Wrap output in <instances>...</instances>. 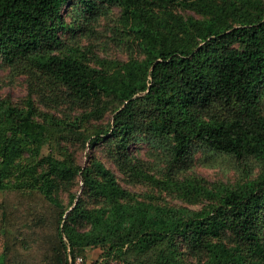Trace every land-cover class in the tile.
<instances>
[{
  "label": "trees",
  "instance_id": "obj_1",
  "mask_svg": "<svg viewBox=\"0 0 264 264\" xmlns=\"http://www.w3.org/2000/svg\"><path fill=\"white\" fill-rule=\"evenodd\" d=\"M72 1L86 11L94 7L92 0H0V58L13 71L32 68L65 86L92 114L112 111L107 129L87 128L82 136L96 147L109 135L127 166L135 139L159 146L168 140L165 183L178 190L185 183L206 203L190 211L129 201L130 192L101 161L89 168L74 164L62 145L72 125L35 120L31 102L27 110L7 107L24 139L48 143L64 157L54 166L57 175L80 174L104 205L85 208L77 198L72 209L64 208L46 174L29 193L9 187L0 163V264H76L94 247L108 256L127 247L141 264H185L190 253L200 257L191 264H264V0H104L123 9L145 55L113 70L92 67L75 51L56 53L59 31L67 28L63 9ZM202 148L228 155L246 179L211 188L192 177L175 180L173 169L184 168Z\"/></svg>",
  "mask_w": 264,
  "mask_h": 264
},
{
  "label": "rangeland",
  "instance_id": "obj_2",
  "mask_svg": "<svg viewBox=\"0 0 264 264\" xmlns=\"http://www.w3.org/2000/svg\"><path fill=\"white\" fill-rule=\"evenodd\" d=\"M92 10H83V4L72 1L63 9L66 27L59 31L62 39L61 50L75 51L86 63L95 68L113 70L115 64L125 63L132 58L144 59L145 55L138 46L136 35L131 34L130 26L123 16V9L117 4L104 0H92ZM176 15L184 18L201 15L193 10L173 8ZM73 26L74 29H70ZM69 27V28H68ZM29 102L35 110V120L61 121L72 125V133L62 142L63 148L71 155L75 165L89 168L97 159L110 169L118 183L128 190L129 201L137 200L166 207H185L190 211L200 210L205 199H198L184 183L177 189L172 183L166 184L169 174L170 156L168 140L161 146L135 139L128 147L129 166L119 162L117 142L108 137L96 147H91L82 132L91 127L108 128L112 122V111L102 116L92 114L93 108L77 102L72 92L65 86L54 82L32 68H23L16 72L0 58V163L2 181L5 185L20 188L29 193L37 184L35 179L46 174L54 181L52 194L70 210L77 201L83 200L85 208H98L104 205V199L92 195L85 187L82 177L62 179L54 170L55 165L63 162L64 157L58 152H51L48 143L37 146L23 138L12 119L5 114L7 107L27 110ZM258 173L255 169L254 175ZM173 177L180 182L193 178L202 181L209 188L213 184L235 185L243 182L245 173L238 163L228 155L202 148L193 153L192 158L181 170L173 169ZM35 176V178H34ZM161 180V183L158 181ZM4 191L0 188V227L2 225V201ZM208 203V200H207ZM84 227H89L85 224ZM3 251V236L0 231V253ZM197 255L190 253L187 263H198ZM142 259L124 248L123 252L106 255L99 247L89 248L86 261L77 260L76 264H141Z\"/></svg>",
  "mask_w": 264,
  "mask_h": 264
},
{
  "label": "built area",
  "instance_id": "obj_3",
  "mask_svg": "<svg viewBox=\"0 0 264 264\" xmlns=\"http://www.w3.org/2000/svg\"><path fill=\"white\" fill-rule=\"evenodd\" d=\"M79 260V259H78ZM81 260V259H80Z\"/></svg>",
  "mask_w": 264,
  "mask_h": 264
},
{
  "label": "water",
  "instance_id": "obj_4",
  "mask_svg": "<svg viewBox=\"0 0 264 264\" xmlns=\"http://www.w3.org/2000/svg\"><path fill=\"white\" fill-rule=\"evenodd\" d=\"M75 204H76V203H75ZM75 204H74V205H75Z\"/></svg>",
  "mask_w": 264,
  "mask_h": 264
}]
</instances>
